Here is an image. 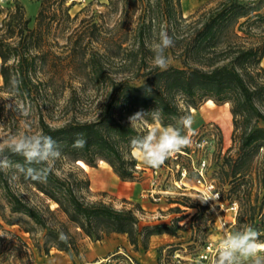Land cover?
<instances>
[{
  "label": "trees",
  "instance_id": "1",
  "mask_svg": "<svg viewBox=\"0 0 264 264\" xmlns=\"http://www.w3.org/2000/svg\"><path fill=\"white\" fill-rule=\"evenodd\" d=\"M51 1L45 0L44 4ZM123 1L124 13L113 28L94 21L80 31L74 30L61 47L66 52L61 53L56 50L58 42H52L51 37L57 29L54 22L59 24L60 18L71 20L68 9L61 10L60 15L43 6L32 28L31 18L18 3L0 25V130L12 136L21 132L50 136L61 152L58 159L49 162L46 181L36 182L25 179L14 167L25 164L23 156L11 152L8 145L0 149V160L7 161V167L0 166V215L9 225H21L27 233L33 234L37 227L45 230L43 245L34 241L38 251L46 255L56 250L74 260L87 252V240L102 242L111 234L125 235L135 252H146L153 236H177L179 230H184L180 222L187 218L142 225L133 209L87 202L80 194L89 191L90 180L80 179L73 171L65 172L63 164L96 169L101 163L109 165L122 182H139L138 159L130 146L132 138L144 135L155 122L162 127L174 125L179 117L191 116V110H199L204 103L231 107L233 138L238 139L240 153L234 164L227 163L231 171L226 176L233 181L245 180L254 158L264 150V127L259 126L264 121V47L246 48L233 42V38H239L237 25L241 28L253 18L263 19L259 13L262 6L228 0L187 23L180 13L182 0H156L145 5L141 0ZM59 5L62 8V3ZM141 9L143 14L134 27L132 20ZM155 22L169 23L165 30L173 37L174 45L167 50L183 48L181 43L187 41L180 59L182 67L161 70L153 64L150 45ZM180 24L190 29L184 41H178L173 32ZM227 55L232 57V66H218ZM121 74L131 76L118 80ZM67 91L70 96L60 112L64 122L53 125L49 122H55L51 115ZM24 109L28 110L27 116L20 115ZM152 110H159V121L153 120ZM141 111L147 113L137 120L140 126L131 124L129 118ZM90 114L92 118H88ZM29 119L31 126L25 128ZM79 134L86 140L83 148L73 146ZM15 181L32 186L58 206L57 211L65 217L58 229H52L42 211L14 190ZM244 185H235L230 192L234 196L242 193L248 203L249 217L238 219L239 223L254 224L255 214L264 202L252 206L251 187L241 190ZM190 208L196 209L192 222L199 211L198 220H204L209 210L200 203H192ZM7 211L18 217H8ZM176 211L183 213L180 208ZM48 213L53 214L50 210ZM207 238L194 235L186 249L175 247L170 253L187 250L186 256L195 261ZM258 239L264 242V235Z\"/></svg>",
  "mask_w": 264,
  "mask_h": 264
},
{
  "label": "rangeland",
  "instance_id": "2",
  "mask_svg": "<svg viewBox=\"0 0 264 264\" xmlns=\"http://www.w3.org/2000/svg\"><path fill=\"white\" fill-rule=\"evenodd\" d=\"M155 1L156 0H141V3L144 5L148 4V2L154 4ZM227 1L228 0H182L180 13L185 20H188L187 23H191ZM44 2L45 0H0V25L6 22L10 13L15 10V6L18 3L24 7L27 18H31L32 22L30 26L32 28L36 27L37 15L43 6H46L47 9L49 8L52 12H57L60 15L61 10L68 9L71 20L65 21L63 18H60L61 22L59 24L58 21L54 22V28L57 29L54 36L51 37V41L58 42L59 47H57L56 50L59 53L66 52V50H63L61 47L65 45L67 36L74 30L76 32L80 31L84 27L90 26L94 21L104 24L106 28H113L120 19L121 14L124 13L126 6V3L124 1L120 2V0H53L50 3H46V5ZM59 3H62V8ZM242 3L249 6H262L259 13L263 15V19L256 20V18H253L248 24H245L241 28L237 25L235 33L239 38H233V42H236L237 45L245 46L246 48L257 46L264 47V0H242ZM141 14H143L142 9L139 10L133 18L132 22L134 27L139 23ZM244 21L245 20H241L240 23ZM157 22L154 23L155 27L151 37L150 46L152 49L153 44L158 40L159 32L165 30L169 25V23L165 22L159 25ZM173 32L178 41H184V39L189 38L190 35V29L187 28L185 24H180L178 28L173 29ZM186 43L187 41H184L180 46L184 48ZM183 48L175 47L174 50H165V55L168 58V67H182L180 59L184 56ZM221 59L218 66H232L231 56H223ZM199 67L204 66L202 65ZM261 67L264 69V58L261 62ZM130 76L131 74H121L118 75L117 78L118 80H123ZM0 85H2L1 76ZM74 86L77 87L78 85L75 84ZM89 94L90 96L93 95L92 92H89ZM68 96H70V91H67L65 98L61 99V101L56 104L51 115L55 122L49 120L53 125H59L64 122L61 120L64 117L61 116L60 112ZM208 104L211 106L204 103L199 110H191L192 121L196 120L195 122L198 123L196 128L192 131L189 129L184 131L191 134V139L193 141L192 145L182 149L181 152L167 159L164 163L165 166L163 170L160 171V186L164 188V190H167L168 193L164 195L161 202H157L159 206H152L151 210H142L138 205H134L132 208L142 225L172 223L176 218L187 216V218L179 224L183 226L184 230H179L177 236L167 235L166 237L169 240L157 245H154V243L152 244L150 240L149 248L146 252L142 249L139 252H135L127 239L128 247L121 245L113 255H110L100 264H192V262H195L194 264H213L217 256L219 242L226 232H231L245 225H250L259 233V236L264 235V226L263 228L261 227V223L264 220V206L256 212L254 224L239 223L238 219L244 221L249 217V213L247 212L248 203L244 200L242 193H238L234 196L230 192L231 188L235 185L247 184L248 187H251L252 191V206L263 204L264 150H260L259 154L254 158L249 177L245 180L233 181L231 176H226L227 172L231 171L227 163L234 164L240 153L238 139L234 140L233 138L234 127L231 107L229 104L222 106L216 105V107H212L214 105L212 103ZM20 115L25 116L23 112H21ZM92 117L93 114L88 116V118ZM203 117L206 118V123L201 122ZM134 123L136 126H140L137 121ZM28 124L29 127L27 128H30V119ZM154 124L160 125L157 122ZM259 126L264 127V121H261ZM151 127L153 126H150V128ZM10 137H12L10 132L0 130V149L8 145ZM203 159H206L208 163L207 179L216 184L225 202V207H229L232 203L237 202L238 213L235 223H233L230 218L231 213L217 209L213 210L207 205L209 210L205 212L204 220H198V216L201 214V211H199L196 218L197 220L192 222V216L196 212V209H191V204H203L197 193V174L195 172ZM100 165L101 163L99 166ZM182 168H186L188 172L185 179L181 176ZM62 170L65 172L73 171L82 180H90V175L92 176L95 174L94 171L86 169L80 164H75L72 167L63 164ZM16 181L18 180L16 179ZM16 181L15 184H13L14 190L20 194L29 205L42 211L47 219L48 225L52 229H58L60 227V222L65 220L64 215L57 211L58 206L54 202L46 199L43 194H40L32 186L19 184ZM247 186H242L241 190ZM80 196L90 203H105L103 201V198H105V204L112 205L119 210L126 209L125 205H121V200H116V204L110 203L109 200L114 201L113 196L107 193L94 192L91 189V185L89 191L81 192ZM150 200L151 203L156 204L152 199ZM182 202L187 203L184 204ZM176 208H180L183 213H178ZM48 210L52 211L53 214H49ZM6 214L11 218L18 217V215L10 216L9 211H7ZM45 234L46 231L40 227H37L33 234L27 233L24 227L18 224L9 225L0 215V264H46L50 261L52 256H54L56 250H52L50 255L40 253L34 241L36 240L42 246ZM194 235L198 238L208 235L206 243H204L200 249L197 260L193 261L190 256H186L187 250L170 253L175 247L186 249L191 237ZM86 245L88 249V244L86 243ZM81 257L78 259L82 261ZM81 264L84 263L81 262Z\"/></svg>",
  "mask_w": 264,
  "mask_h": 264
},
{
  "label": "clouds",
  "instance_id": "3",
  "mask_svg": "<svg viewBox=\"0 0 264 264\" xmlns=\"http://www.w3.org/2000/svg\"><path fill=\"white\" fill-rule=\"evenodd\" d=\"M174 45L173 37L166 30H161L158 40L153 44V64L161 70L168 67V58L165 50ZM18 85V82H15ZM147 112H138L131 116L130 123L143 119ZM23 114L28 115L24 109ZM153 120H160L159 110H152ZM192 118L183 115L174 125L164 127H151L142 136L132 138L130 146L133 155L139 156L142 162L153 169L162 166L167 159L190 147L193 143L191 134L184 131L190 128ZM29 127L25 123V128ZM86 140L79 134L74 140L73 146L83 148ZM8 148L11 152L24 157L25 164H15L16 170L25 179L44 182L50 172L49 162L58 159L61 152L56 142L47 135L21 132L9 138ZM2 155V150H0ZM32 165H43L33 167ZM0 166L7 167L6 158L0 160ZM214 194L209 191L202 201L213 199ZM259 233L250 225H245L237 230L226 232L219 242L217 256L213 264H242L249 261L250 264H264V242L258 239ZM64 236L61 234V239Z\"/></svg>",
  "mask_w": 264,
  "mask_h": 264
},
{
  "label": "crops",
  "instance_id": "4",
  "mask_svg": "<svg viewBox=\"0 0 264 264\" xmlns=\"http://www.w3.org/2000/svg\"><path fill=\"white\" fill-rule=\"evenodd\" d=\"M207 105L209 104L207 103ZM212 107H216V105L214 104ZM195 121H192L189 128L190 131L196 128L198 122ZM206 121L207 120L205 117H203V120H201L202 123H206ZM150 126L161 127L158 124H152ZM136 157L138 159V169L140 172L139 174L141 175V179L139 182H122L114 174L113 170L109 165L101 164L96 169L90 168L92 171L95 172L94 175H90L91 189L94 192L107 193L113 196L114 201L109 200L110 203L116 204V200H121V205H125L126 209H132L134 205L140 206L142 210H151L152 206H159L157 202H161L163 200L164 195H166V193L168 192L167 190H164V188H162L161 186L156 188L155 190L152 189L151 183L154 177V171L156 169L146 166L139 156ZM151 191H154L155 193L159 194V201H155L150 197L149 192ZM150 199L156 202V204L151 203ZM105 200L106 199L103 198V201L106 203ZM166 236L167 234L153 236L151 238V242L152 244L154 243V245H157L164 241H168L169 239ZM86 243L88 244V249L85 255H82V261L78 258L72 260L67 254L56 251L54 256H52L50 261L46 264H81V262H83L84 264H100L102 261L106 260V258H108L110 255H113L114 252L118 248H120L121 245L128 247L127 237L125 235L119 234H111L106 237V239L102 242L90 243L87 240Z\"/></svg>",
  "mask_w": 264,
  "mask_h": 264
},
{
  "label": "built area",
  "instance_id": "5",
  "mask_svg": "<svg viewBox=\"0 0 264 264\" xmlns=\"http://www.w3.org/2000/svg\"><path fill=\"white\" fill-rule=\"evenodd\" d=\"M164 166L165 165L163 164L162 166H160V168L154 171V177L151 183L153 190L160 187V183H159L160 171L163 170ZM207 169H208L207 160L203 159L200 165L198 166V168L195 170L197 174L196 188H197V193H198L200 201L203 204L210 206L213 210L217 209L220 211L231 213L230 218L232 222L235 223V220L237 218V213H238L237 202L232 203L229 207L228 206L225 207V202L222 199L221 193L219 189L217 188L216 184L213 181H210L207 179ZM187 174H188L187 169L182 168L181 176L183 179L187 177ZM209 191H211L214 194L213 199L202 201ZM149 195L155 201L160 200V196H158L159 194L155 193L154 191L149 192Z\"/></svg>",
  "mask_w": 264,
  "mask_h": 264
}]
</instances>
